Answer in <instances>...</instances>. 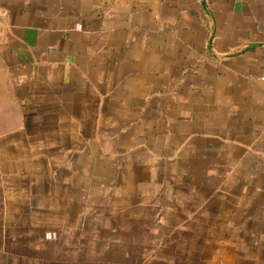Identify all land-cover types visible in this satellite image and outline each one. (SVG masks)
Wrapping results in <instances>:
<instances>
[{"label": "crops", "instance_id": "1", "mask_svg": "<svg viewBox=\"0 0 264 264\" xmlns=\"http://www.w3.org/2000/svg\"><path fill=\"white\" fill-rule=\"evenodd\" d=\"M264 0H0V264H264Z\"/></svg>", "mask_w": 264, "mask_h": 264}, {"label": "rangeland", "instance_id": "2", "mask_svg": "<svg viewBox=\"0 0 264 264\" xmlns=\"http://www.w3.org/2000/svg\"><path fill=\"white\" fill-rule=\"evenodd\" d=\"M3 120H5V119L0 118V122H4Z\"/></svg>", "mask_w": 264, "mask_h": 264}, {"label": "built area", "instance_id": "3", "mask_svg": "<svg viewBox=\"0 0 264 264\" xmlns=\"http://www.w3.org/2000/svg\"><path fill=\"white\" fill-rule=\"evenodd\" d=\"M261 80H263V81H264V78H261ZM263 127H264V124H263Z\"/></svg>", "mask_w": 264, "mask_h": 264}]
</instances>
